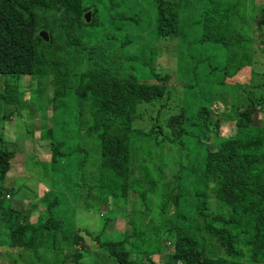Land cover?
I'll return each instance as SVG.
<instances>
[{
	"label": "trees",
	"instance_id": "trees-1",
	"mask_svg": "<svg viewBox=\"0 0 264 264\" xmlns=\"http://www.w3.org/2000/svg\"><path fill=\"white\" fill-rule=\"evenodd\" d=\"M97 1L0 0V78L12 82L0 84V103L43 119L44 141L33 152L50 156L51 183L35 182L33 223L27 211L7 205L15 193L25 199L26 186L9 190L15 152L0 139L5 262L264 264V0H151L147 29L136 32L138 14L106 18L107 33L88 48L84 36L105 22ZM204 43L220 50L206 54ZM217 72L216 84L230 91L194 83ZM22 77L33 82L19 92ZM36 80L34 100L21 98ZM70 96L80 124L74 150L58 141L66 120L61 100ZM201 96L210 103L197 105ZM38 97L51 108L24 110ZM224 116L235 122L220 137ZM79 207L96 210L102 222L96 233L75 227L65 237L59 214ZM114 211L125 227L108 234Z\"/></svg>",
	"mask_w": 264,
	"mask_h": 264
},
{
	"label": "rangeland",
	"instance_id": "rangeland-1",
	"mask_svg": "<svg viewBox=\"0 0 264 264\" xmlns=\"http://www.w3.org/2000/svg\"><path fill=\"white\" fill-rule=\"evenodd\" d=\"M151 0H139L138 3L135 2H129V0H99L97 2L92 3L97 7V10L99 12V18L102 21V25L96 28H92L88 33V36H84L83 38V46H86L88 48L95 46L98 44V38L101 37V35H104L108 31L109 24L106 22V18L119 16L122 14H126L129 16H132L134 14H138L139 21L138 25L136 26L137 31H143L147 29L149 25V10L151 9ZM260 19H262V16H260ZM114 24H118V22L114 21ZM140 33V32H139ZM154 38L149 40V44L154 43ZM203 49L204 52L207 54L212 55L214 51L220 50L219 46L212 44V43H204ZM213 51V52H212ZM215 57V62L217 65H222L223 61L225 60V54L224 51L221 50V52H217ZM180 66V62L176 63V75H177V69ZM221 73L217 72V75H215V78L212 77L205 78L204 80H207V83L200 82L198 78L194 80V83L197 85H205L203 88V91L210 86V88L214 89L215 91H227L231 90L223 89L225 86H218L216 84L217 81L221 78ZM24 78L25 84H23L22 80L21 84L18 86V91L21 92L25 89L24 86L28 85V83L33 82V78L31 77H22ZM5 78H0V84L4 83ZM203 80V81H204ZM248 80V78H246ZM7 85H12L11 80L7 79ZM19 81V82H20ZM38 80L35 81V84H32V91L28 94L30 95H20L21 98H24L26 101H32L35 98V92L37 91V87L40 86V83H37ZM36 85V86H34ZM208 85V86H207ZM3 89V87H1ZM207 91V90H206ZM52 89H49L46 92L47 98L51 99L52 96ZM32 94V95H31ZM39 93H37L38 95ZM211 99L209 97L201 96L198 101L197 105L202 106L205 104L210 103ZM63 108L60 115L62 117H65L66 120H63L64 123H61V127H58V141L62 142L63 140L66 141V145L70 147V149L74 150L77 147V144L79 143V133L77 131V126H80L79 120L76 119L75 114L79 116L78 110L76 111L77 107V100L73 99V96H70L68 98H65L64 100H61ZM39 105L46 106L47 108H51V105H45L41 102L40 97H38L37 102H30V104H27L24 102V110H29L28 108L32 109L31 111L35 112L37 109H39ZM213 110H216V108H213ZM224 114L223 110H220ZM32 113H20L17 112L14 108V106L11 105H4L0 103V139H3L4 142L7 145L6 147H11L13 151L15 152V156L12 159L11 162V170L9 171V178L14 180L13 184L9 188V190H16L19 186H26V189L22 190V194L26 195V198L23 200L19 199V196L17 193L14 194L13 198L11 200H6L5 203L9 205L12 208L20 209L21 212L28 213L29 218L28 221L30 223H33L36 220L37 212L35 209L33 210V207L30 205V195L32 194V191L37 192V186L35 182H40L43 184L46 188H48L51 183L49 181L50 173L46 172V164H49L50 156L47 154L42 153L40 150L38 152H33V143H36V141H44L39 138L40 131L43 128L42 125H44L43 119L39 121V113H35V117ZM44 116V114H42ZM60 116V117H61ZM75 118H74V117ZM34 119H33V118ZM260 115H257V120H259ZM235 122V117H227L224 116L222 119V124L220 126L219 135L220 137L228 136L232 130V125ZM59 123V122H58ZM65 123H67L70 127V129H66ZM46 125H51L49 123H45ZM62 128V132L60 134ZM65 128V129H64ZM33 131V133H32ZM62 136V138H61ZM10 143H13L12 146ZM37 147V146H36ZM65 147V145H64ZM66 148V147H65ZM40 155H37V154ZM76 153L73 154V156ZM95 154V152H94ZM93 156H96L94 155ZM36 161V162H34ZM42 162L43 164H39V162ZM48 162V163H46ZM71 162L74 163V160ZM8 178V179H9ZM8 187V186H5ZM0 188L2 189V184H0ZM41 191H43L41 189ZM40 192H37L36 195L39 196ZM37 207H42L41 205H37ZM78 208V207H76ZM82 210L73 211L72 209L69 212L66 213H60L59 218L63 220L64 222V234L65 237L68 235V233L72 232L75 227L81 228L83 235H87L85 232L86 230L90 233L93 231V233H96V230L100 226L102 220L99 218L98 212L95 210L93 212H85L82 207H79ZM63 207H60L57 209V211L62 210ZM105 210V207L102 208ZM32 211V212H31ZM116 214L109 215L113 219L107 226V233L110 234L112 232H120L125 227V220L123 219L121 213L118 214L116 211H114ZM59 212H55V214H58ZM2 236V235H0ZM74 239V238H73ZM72 239V240H73ZM1 243L4 245L6 244L5 238L2 236L0 238ZM63 244L66 243V239H63ZM83 243H86L83 241ZM88 244V243H86ZM9 247L3 248L4 253L7 254L6 256H9ZM3 253H0V264H21L22 260H11L8 263L5 262V259L3 258ZM6 259H8L6 257ZM157 262L163 263V256L159 258V261L157 259ZM167 264V263H165Z\"/></svg>",
	"mask_w": 264,
	"mask_h": 264
},
{
	"label": "water",
	"instance_id": "water-1",
	"mask_svg": "<svg viewBox=\"0 0 264 264\" xmlns=\"http://www.w3.org/2000/svg\"><path fill=\"white\" fill-rule=\"evenodd\" d=\"M90 15H91L90 12H87L85 14V18H86L87 22L90 21ZM39 36L42 38L43 41H45V42L49 41V36H48V33L46 31H44V30L40 31Z\"/></svg>",
	"mask_w": 264,
	"mask_h": 264
},
{
	"label": "clouds",
	"instance_id": "clouds-1",
	"mask_svg": "<svg viewBox=\"0 0 264 264\" xmlns=\"http://www.w3.org/2000/svg\"><path fill=\"white\" fill-rule=\"evenodd\" d=\"M6 198H8V196Z\"/></svg>",
	"mask_w": 264,
	"mask_h": 264
}]
</instances>
